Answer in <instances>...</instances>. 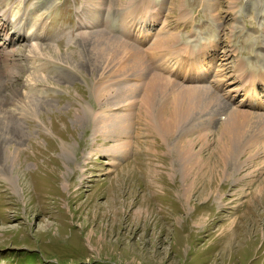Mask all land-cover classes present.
<instances>
[{
    "label": "rangeland",
    "instance_id": "374dc122",
    "mask_svg": "<svg viewBox=\"0 0 264 264\" xmlns=\"http://www.w3.org/2000/svg\"><path fill=\"white\" fill-rule=\"evenodd\" d=\"M83 2L27 0L24 8L32 10L26 30L36 24L38 34L45 32L44 55L31 62L25 55L28 43L19 39L11 53L0 50V264H264V190H257L264 170L241 191L234 177H223L224 165L214 150V178L194 191L188 206L179 174L170 177L159 165L167 164L164 147L158 139L153 142L143 123L136 125L140 134L130 152L114 165L101 152L86 159L92 124L76 121L75 113L86 103L97 108L89 91L93 75L77 53L72 58L78 68L56 61L49 46L55 42L61 51L76 49L67 43L71 35L83 47L76 31ZM180 3L169 1L162 20L180 30L183 41L191 33L204 41L218 38L217 54L227 58L223 67L230 81H236L233 70L242 59L245 70H264V0H239L236 15L227 0H219L218 20L200 0H185L192 10L186 26ZM115 8L107 14L111 19L117 18ZM30 62L45 63L43 74L33 73L35 84L23 86ZM16 88L28 106L24 97H13ZM3 120L9 124L6 132ZM63 144L69 149L63 150ZM8 146L19 149L13 166L4 161ZM208 189L214 190L210 196Z\"/></svg>",
    "mask_w": 264,
    "mask_h": 264
},
{
    "label": "bare ground",
    "instance_id": "6f19581e",
    "mask_svg": "<svg viewBox=\"0 0 264 264\" xmlns=\"http://www.w3.org/2000/svg\"><path fill=\"white\" fill-rule=\"evenodd\" d=\"M118 1L84 0L77 12L76 28L83 47L71 35L67 36V43H73L76 49L61 51L57 43H49L56 61L78 68L72 58L77 53L79 59H86L87 71L93 75L89 91L97 108L86 103L75 113L76 121L92 124V144L86 159L101 152L114 165L118 157L130 152L134 138L140 134L141 128L136 125L143 123L153 142L159 140L164 147L167 164L159 165L170 177L179 174V189L188 206L194 191L209 186L205 181L214 178L216 166L210 161L214 150L223 162V177H234L232 181L239 190L245 191V185H251L264 170V70H245L242 59L233 70L236 81H230L223 67L227 58L220 59L217 54L218 38L204 41L191 33L189 40L183 41L181 31L168 28L162 20L166 5L172 0H129L120 6ZM180 1L182 24L186 26L192 10L185 0ZM238 1L227 0L228 9L235 15ZM26 2L0 0V50L11 53L14 41L23 40L28 43L26 58L32 62L44 55L40 43L45 32L38 34L36 24L26 30L32 10L24 8ZM200 2L203 10L212 11L211 17L218 20L219 0ZM34 4L31 6L36 10L38 6ZM113 7L117 8V18L111 19L107 14ZM31 62L23 86L35 84L33 73L43 74L45 63ZM12 93L13 97H24L17 88ZM24 98L23 105L28 106L30 101ZM36 103L32 101L33 111L37 110ZM1 124L5 132L9 130L6 120ZM106 140L111 142L107 146ZM62 149L68 150L69 145L63 144ZM4 150V161L9 159L13 166L19 149L11 151L8 146ZM6 179L12 181V175ZM63 186L68 187V183L64 181ZM257 190H264V180ZM213 192L208 189V196ZM216 192L221 204L222 194L218 188Z\"/></svg>",
    "mask_w": 264,
    "mask_h": 264
}]
</instances>
